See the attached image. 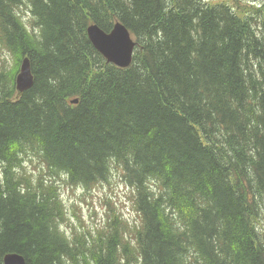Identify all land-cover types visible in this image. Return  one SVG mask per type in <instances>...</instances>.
<instances>
[{"label": "trees", "instance_id": "1", "mask_svg": "<svg viewBox=\"0 0 264 264\" xmlns=\"http://www.w3.org/2000/svg\"><path fill=\"white\" fill-rule=\"evenodd\" d=\"M232 3L0 0V264H264V28ZM117 22L136 42L126 68L86 34ZM30 155L84 188L115 160L139 222L67 237L59 187L17 172Z\"/></svg>", "mask_w": 264, "mask_h": 264}, {"label": "rangeland", "instance_id": "2", "mask_svg": "<svg viewBox=\"0 0 264 264\" xmlns=\"http://www.w3.org/2000/svg\"><path fill=\"white\" fill-rule=\"evenodd\" d=\"M240 4L254 5V9H259L261 19L256 23V27L260 30L264 28V7L263 0H211L212 3L235 5V2ZM22 17L26 21V25L31 29V15L27 14L26 8L22 7ZM253 12L250 10L247 14ZM255 27L256 30H258ZM0 47V59L5 57V65L8 68L9 58ZM5 69L1 67L0 71ZM23 166L17 169V172L29 176L27 183L35 184L32 180L41 179L46 181H54L59 187V192L63 201L65 221L61 223V229L65 230V235L68 237L77 232L78 234H85L86 232H94L97 228L104 227L105 223L110 221L114 215H121L122 219L128 223L132 228L139 222V216L134 209V193L133 187H130L124 182L122 177L121 166L115 160L111 161V173L106 181L93 184L89 188L84 187H70L61 178L64 174L53 176L47 170L45 163L41 161L36 155L24 157ZM45 182V181H44ZM150 184L155 192L159 188L155 181L151 180ZM264 205L261 206V217L255 219L256 228L259 234L264 235ZM68 234V235H67Z\"/></svg>", "mask_w": 264, "mask_h": 264}, {"label": "water", "instance_id": "3", "mask_svg": "<svg viewBox=\"0 0 264 264\" xmlns=\"http://www.w3.org/2000/svg\"><path fill=\"white\" fill-rule=\"evenodd\" d=\"M86 34L98 53L108 63L119 68H126L132 63L136 42L129 31L120 23H115L109 32H104L97 25H89ZM33 74L29 60L24 58L15 77V87L19 93L30 89L33 85ZM77 100L71 101L76 103ZM2 264H25L24 258L17 253H7L2 258Z\"/></svg>", "mask_w": 264, "mask_h": 264}, {"label": "bare ground", "instance_id": "4", "mask_svg": "<svg viewBox=\"0 0 264 264\" xmlns=\"http://www.w3.org/2000/svg\"><path fill=\"white\" fill-rule=\"evenodd\" d=\"M112 161V160H111ZM260 217H261V212H260ZM258 220H259V218H258ZM18 254V253H17Z\"/></svg>", "mask_w": 264, "mask_h": 264}]
</instances>
